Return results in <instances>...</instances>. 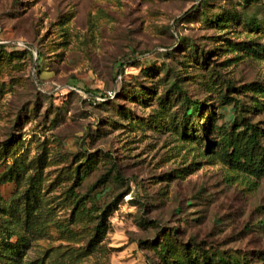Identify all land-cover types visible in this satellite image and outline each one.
<instances>
[{"label": "rangeland", "instance_id": "obj_1", "mask_svg": "<svg viewBox=\"0 0 264 264\" xmlns=\"http://www.w3.org/2000/svg\"><path fill=\"white\" fill-rule=\"evenodd\" d=\"M261 21L0 0V264H264V177L225 160L246 123L264 146Z\"/></svg>", "mask_w": 264, "mask_h": 264}, {"label": "trees", "instance_id": "obj_2", "mask_svg": "<svg viewBox=\"0 0 264 264\" xmlns=\"http://www.w3.org/2000/svg\"><path fill=\"white\" fill-rule=\"evenodd\" d=\"M253 19L254 17H251L248 21L255 23ZM259 24L263 26L264 21ZM36 59V61L39 59L38 53ZM188 107L195 113L198 109V102L189 101ZM245 131L247 133L244 134L243 142L239 144V140L236 139V143L232 144L231 151L225 153V160L228 164H235L256 177H264V146L259 141L257 129L252 124L246 123ZM100 180L103 181V178L101 177ZM98 231V225H96V234Z\"/></svg>", "mask_w": 264, "mask_h": 264}]
</instances>
